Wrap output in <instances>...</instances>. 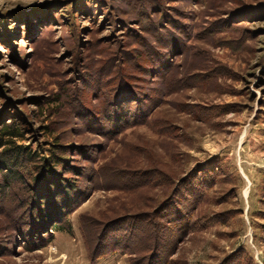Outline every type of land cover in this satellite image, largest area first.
Returning a JSON list of instances; mask_svg holds the SVG:
<instances>
[{"label": "rangeland", "instance_id": "374dc122", "mask_svg": "<svg viewBox=\"0 0 264 264\" xmlns=\"http://www.w3.org/2000/svg\"><path fill=\"white\" fill-rule=\"evenodd\" d=\"M47 168L91 196L40 247ZM164 210L169 264H264V0H0V264H144Z\"/></svg>", "mask_w": 264, "mask_h": 264}, {"label": "trees", "instance_id": "16d2710c", "mask_svg": "<svg viewBox=\"0 0 264 264\" xmlns=\"http://www.w3.org/2000/svg\"><path fill=\"white\" fill-rule=\"evenodd\" d=\"M2 129L5 135L11 136L12 138L21 136L18 129L14 128L13 125L5 124ZM50 163L51 162L48 159L45 161V164L47 165L48 164L50 165ZM47 169H46V173H44V176H41L39 179V181L45 184V187L43 190L44 193H42L41 191L39 193H35L34 195L35 199L38 197L39 198L41 197V198H40V202L38 205L37 204L35 205L34 203L35 200H34L33 202L34 212H33V215L31 216V220L33 219V217H35L34 222L40 223L39 230H37L38 234H45V235L47 234L45 239L44 237L39 239V242L42 241V243H40V247H45L53 239V234H52L53 232L49 234L50 231L61 230V231L70 233L72 230V225L68 219L70 214L76 211V209H78L91 196V193H84V191H82L81 189L79 190L78 187H75L73 185L64 184L65 182L64 180L63 182L59 183L58 181L59 178H57V174L55 173V171H53L52 169H48L47 171ZM47 188L48 189L50 188V190H47ZM56 189H58V193ZM60 191L61 193H59ZM163 212H165L164 215L159 219L162 220V222L166 221V223H163L164 227L154 224L153 231L151 230L147 231L145 228H143L144 231L148 234L147 237L151 239V247H152V248L150 247L149 249L151 250V255L146 259V262L144 264H169V261H170L169 258L170 256H172V253H170L172 251L170 249L167 250V253L166 252L163 253L164 256H162V252L164 249L160 250V248H162L164 246V243H166V239L164 238L165 236L164 233L167 231H170V229L176 227L178 224L180 226L181 225L180 221L183 219V217L182 216L178 217V215L176 213L174 214L172 211H169L170 213H168V211L164 210ZM191 214H192V211L187 212V215H186V218L189 220L188 221L189 223H191L190 221ZM144 217L145 216L136 215V216L130 217L129 219L137 225L139 224L136 222H138L139 220L142 221L143 223L145 222L146 224V222H148L149 218L151 217L149 218H144ZM91 223L94 224V220L91 217L84 216L81 219L80 228L84 236V239L86 240V243L89 247L88 250L90 252V260L93 263H95L99 259L107 256L110 250H106L104 248L105 246L103 245L102 242H100L99 238L96 239V235L92 236L91 231L89 233V230H90L89 227H91L90 226ZM186 223H187V220H186ZM129 224H131V228L133 226L134 227L136 226V225L132 226V223H129ZM145 224L143 225L145 226ZM109 225H110V228H113L115 226H118V227L123 226L122 230L124 231L130 230L129 229L130 226H128V224H125V223L123 224V222L110 223ZM140 228H141V225H140ZM108 229H109L108 227L105 228V226H103V228H101L100 230L101 234L103 236H106L105 231ZM177 230L180 232L181 229L178 227ZM130 231H133V230H130ZM132 234L133 233L130 232V236ZM130 236L126 237L125 235H123V238L121 239V241L116 242L119 244L116 245L115 248L114 247L113 249L111 248V252H118V251L127 252V248L125 245H126V242H128V239L130 238ZM132 254L133 253H131V255ZM134 254H137L136 256H147V255H143V252L137 253L135 251ZM137 262H139L140 264H143L141 259L137 261L136 260L133 261L134 264H139Z\"/></svg>", "mask_w": 264, "mask_h": 264}]
</instances>
